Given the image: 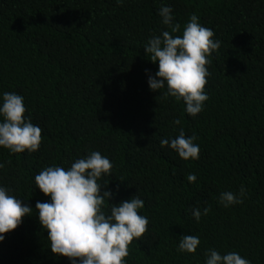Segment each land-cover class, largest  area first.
<instances>
[{
  "label": "trees",
  "instance_id": "1",
  "mask_svg": "<svg viewBox=\"0 0 264 264\" xmlns=\"http://www.w3.org/2000/svg\"><path fill=\"white\" fill-rule=\"evenodd\" d=\"M161 6L173 8L181 26L174 35L195 14L221 41L208 57L209 100L196 117L149 87L158 64L144 46L168 30ZM4 92L24 97L42 142L34 153L0 148V186L32 209L0 243V264H70L52 253L40 224L36 203L50 197L35 176L92 151L113 163L100 181L114 194L110 203L138 193L145 202L139 214L149 218L148 231L129 246L127 264H205L212 248L264 264V0H0ZM181 128L196 136L198 160L161 147ZM242 185V204H219L221 192ZM205 207L211 211L197 222L191 209ZM184 235L199 236L195 253L178 251Z\"/></svg>",
  "mask_w": 264,
  "mask_h": 264
},
{
  "label": "clouds",
  "instance_id": "2",
  "mask_svg": "<svg viewBox=\"0 0 264 264\" xmlns=\"http://www.w3.org/2000/svg\"><path fill=\"white\" fill-rule=\"evenodd\" d=\"M122 5L124 0H116ZM158 15L168 30L153 35L144 46L148 59L158 64V71L149 74L150 90L162 98L183 101L185 111L196 117L204 110L209 96L205 91L211 75L208 65L213 52L221 46L215 33L204 27L193 14L180 33L181 26L174 23L173 8L161 6ZM26 106L22 95L15 92L0 94V148L10 153H34L42 142V129L25 116ZM180 125V119L173 121ZM196 136H186L181 128L172 139H161V147H170L184 161L198 160L200 147ZM5 167L0 163V169ZM113 163L98 151L76 159L69 168L49 166L35 176L37 188L50 202H37L36 210L42 228L48 233L52 253L68 258L70 264H127L129 246L148 231L149 218L141 215L145 202L139 193L119 204L110 203L113 193L108 183L100 181L112 175ZM195 183L197 177H186ZM103 190V191H102ZM118 191V190H117ZM247 189L239 192L223 191L218 202L225 208L242 204ZM211 211L205 207L191 209L194 219ZM32 215V209L12 194L10 188L0 186V243L8 233L15 231L23 218ZM201 241L199 236L184 235L179 240L178 251L195 253ZM205 264H251L238 252L220 254L216 249L205 253Z\"/></svg>",
  "mask_w": 264,
  "mask_h": 264
}]
</instances>
